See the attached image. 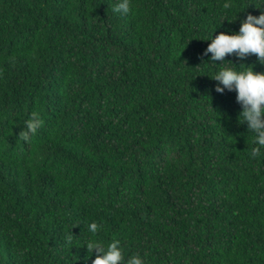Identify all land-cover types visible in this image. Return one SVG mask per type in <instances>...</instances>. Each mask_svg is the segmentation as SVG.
<instances>
[{
  "label": "trees",
  "instance_id": "16d2710c",
  "mask_svg": "<svg viewBox=\"0 0 264 264\" xmlns=\"http://www.w3.org/2000/svg\"><path fill=\"white\" fill-rule=\"evenodd\" d=\"M120 2L0 0V264H264V148L212 80L264 65L203 55L264 0Z\"/></svg>",
  "mask_w": 264,
  "mask_h": 264
},
{
  "label": "clouds",
  "instance_id": "9594fccd",
  "mask_svg": "<svg viewBox=\"0 0 264 264\" xmlns=\"http://www.w3.org/2000/svg\"><path fill=\"white\" fill-rule=\"evenodd\" d=\"M231 4L226 2L224 9H229ZM113 11L128 14L130 11V0H121ZM212 53L211 63L224 61L226 55L235 54L238 59L244 60L249 55H255L258 62L264 65V14L258 18L248 15L246 20L241 23L239 34L226 35L224 33L211 40L204 56ZM230 63V62H229ZM214 64V63H213ZM231 64V63H230ZM243 65V64H242ZM244 66V65H243ZM249 70L237 72L231 68L221 69L212 80L218 81L229 91L237 92V103L242 105L243 110L238 117H242L248 129L256 134L255 143L259 147H254L251 157L256 158L264 148V74L255 73L253 66H247ZM224 88L216 87L217 93H222ZM43 121L37 113L33 112L31 118L26 122V128L19 133V138L28 142L30 135L35 134L42 126ZM88 230L96 234L99 230L97 223L88 225ZM73 235L66 237L67 243H72ZM88 254L95 252L96 258L92 264H121L123 260L120 241L114 240L105 248L101 242L90 241L86 245ZM127 264H143L139 254L133 255Z\"/></svg>",
  "mask_w": 264,
  "mask_h": 264
}]
</instances>
